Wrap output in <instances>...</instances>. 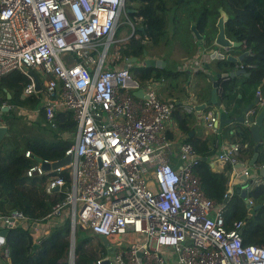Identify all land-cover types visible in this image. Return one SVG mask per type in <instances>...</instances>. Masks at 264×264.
Here are the masks:
<instances>
[{"label":"built area","instance_id":"built-area-1","mask_svg":"<svg viewBox=\"0 0 264 264\" xmlns=\"http://www.w3.org/2000/svg\"><path fill=\"white\" fill-rule=\"evenodd\" d=\"M124 14L125 0H0V77L20 71L28 80L21 98L41 94L38 109L17 112H27L31 122L42 113L48 123L57 112H69L76 124L73 145L64 153L70 156L67 166L44 172L40 160L26 171V177H44L46 193L63 200L41 222L13 210L0 216V228L27 225L39 246L68 219V264H74L78 230L108 241L109 252L94 264H170L172 256L177 264H264V246L244 245L242 223L227 229L224 205L204 194L193 146L170 139L172 108L151 83L141 84L130 66H122L123 42L132 36L116 38ZM24 67L44 78L39 91ZM138 90L141 97L135 98ZM224 93L220 82L217 95L222 99ZM3 108L12 109L5 102ZM217 122L218 116L203 118L212 133ZM250 124L246 118L245 127ZM241 150L234 142L215 160L239 168L231 181L245 178L249 192L263 181ZM64 170L67 187L59 175ZM232 194L228 185L224 199ZM1 258L9 259L8 250Z\"/></svg>","mask_w":264,"mask_h":264},{"label":"trees","instance_id":"trees-1","mask_svg":"<svg viewBox=\"0 0 264 264\" xmlns=\"http://www.w3.org/2000/svg\"><path fill=\"white\" fill-rule=\"evenodd\" d=\"M136 1H138L137 7H127L126 13L128 20L133 22L132 25L137 19L140 26L134 27L133 30L130 29L131 27L129 28L130 32L134 34L127 43L123 44V56L135 58L142 56L146 49L141 43L144 38L152 47L158 45L165 34L166 25L170 22L177 25L176 29H181L184 32L192 21L196 22L198 31L209 43L216 34L215 23L218 9H221L227 16L224 23L226 37L233 42L242 43L241 48L251 52V55L243 62V68L249 73V76L245 78L242 85H239L240 89H243L241 94L245 96L240 102L244 104L252 102L257 92L264 100V0H183L180 4H178V0ZM178 11L181 12L182 19L174 18ZM170 12L174 14L170 15ZM185 20L186 24H184ZM135 34L139 38H134ZM134 76L143 84L147 79L157 80L162 75H153L150 70L142 69ZM27 82V78L20 71L0 77V105L5 102L14 109H37L41 99L39 95L21 98L22 90ZM229 86L227 88V84H224L226 95L224 112L226 118L232 119L236 113L231 109V103L235 101L238 103L236 99L237 84L233 81ZM39 116L38 120L44 118L42 113ZM14 117V111H0V118L3 122L12 120ZM176 121L180 131L188 136L189 117L178 115ZM48 124L54 128L55 132V141L52 145L31 143V141H24L23 144L17 145L12 140V135L5 137L0 142L1 217H6L11 211L17 210L31 222L38 223L43 221L55 204L63 200L62 195L50 196L46 193L44 177L36 175L26 177V171L35 165L36 159L47 162L61 160L65 151L73 145L72 138L76 124L71 113L57 112L52 122ZM7 132H9L8 127ZM249 134L250 131L247 128L236 134L238 143L242 146L241 154L244 156L247 151L243 146L250 144ZM5 140H10L6 141L9 149L5 157H1L4 145L2 142ZM214 140L213 137H209L203 142H195L188 138L186 140L187 142L191 141V145L200 157L196 174L202 182L204 194L207 198L224 205L227 229H230L236 222L242 223L240 236L244 245L264 246V179L262 184L253 188L247 195L254 206H260L259 209L249 213L244 200L236 193V190L229 201L224 203V195L228 191V177L226 176L228 166L223 171H216L207 160L211 153L209 152L210 147L216 146ZM26 152L30 153V157H25ZM251 155L252 150L248 157L250 158ZM256 163L259 167L264 164V141L258 145ZM59 175L64 179L65 187H67L70 183L69 171L64 170ZM69 230L68 219L56 224L48 237L33 252L32 247L35 241L27 225L7 229L0 228V232H4L1 239L3 246L0 248L1 264H68ZM84 234L79 230L75 233L74 264L96 263L108 252L102 242L97 241L92 244L90 241L92 237ZM5 249L9 252L8 260L1 258L2 251Z\"/></svg>","mask_w":264,"mask_h":264},{"label":"crops","instance_id":"crops-1","mask_svg":"<svg viewBox=\"0 0 264 264\" xmlns=\"http://www.w3.org/2000/svg\"><path fill=\"white\" fill-rule=\"evenodd\" d=\"M180 3H182V2H180ZM180 3H178V4H180ZM137 5H138V3H137ZM132 8H135V7H132ZM129 12H132V10H129ZM137 22H138V20L135 19L134 25H133L134 27L140 26L139 23H137ZM192 22H194V21H192ZM189 27H190V25H189ZM129 28L130 27H126V35L128 37L130 35L133 36V34H134V33L132 34L130 32ZM117 34H118V29H117ZM191 34H192V32H191ZM127 36L123 37V38H119V39H126ZM134 38H139V36H137L135 34ZM197 42H198V40L195 39L194 43L196 44ZM124 43H127V42L125 41V42H123V44ZM141 43H142V45H144L146 47L145 51L148 53L149 58H151L155 61H160V64L158 65V67H151L150 66L147 69L150 70L153 75L161 74L162 75L161 78L157 79V80L150 78V79H147L146 81H144V83L147 81L149 83H151L153 85L154 89L156 90L159 99L162 102L168 104L172 108V123H171L170 129L168 131L170 139H172L175 142L182 141V140L187 142L186 140L188 138L189 140H192L195 142H203L206 139H208L209 137H213L215 139L214 141H216V146L210 147L209 152H211V153H210L209 159H207V160L210 162V164L212 165L214 170L223 171L228 165H224V164H220V163L216 162L215 155L217 154V152L221 148H224L225 146L230 145L234 142H238V137L236 134L239 131H241L242 129H245V125H243L242 123L236 122V123H234L230 126H226V127L218 126L219 113L220 112L225 113L224 111L226 109V97H225L226 95L224 93V97L222 99L219 98L218 95H216L218 106L214 105L212 103L207 104L209 99H210V82L207 81L206 84L201 85L199 87L198 81H195V78H194L195 71L197 69H200V66H198V64L197 65L194 64V62L199 59V57H197V53L199 51L198 47H192V51L188 52V53H186L184 51H182V52L179 51L177 56L174 57L177 59L179 58L178 64H177L178 66L176 65L177 71L172 73V72H170V69H168V67L170 65H168V60H167L166 54H164V52H161V51L158 52L155 49H152V48L156 47L157 45L154 47L150 46L151 48L148 49V46H146V44L149 42H147L146 38H144L141 41ZM122 47H124V46H122ZM179 47H180V45H179ZM246 51L250 52V50H245L244 48L240 47V48H237L236 50L232 49L231 51H228L227 53L234 56V57H238L239 55H241L242 53H244ZM250 55H251V52H250ZM250 55H248V56H250ZM248 56L243 58V62L246 60V58ZM132 58L133 57H131V56L130 57L123 56V59H125V60L122 61V63H121L122 66H126V64H127L126 61L131 60ZM143 58L145 59L146 57L142 55L140 57H137L136 59H143ZM169 59H170V57H169ZM161 61H163L164 63H162ZM243 62L237 64L239 66V68H241V67L243 68ZM128 66L131 67L132 71L137 69L136 65L133 62L130 63ZM174 73L178 76L182 75V83H181V85H180V82L177 84L178 85L177 91H175L173 83H167L165 81L166 77L168 79H172V78L175 79V77H172V75ZM248 76H249V73L246 72L245 75L241 74V75L235 77L232 81H230L228 79L221 80V84L222 83L227 84V88H228L230 83H233V81H235V84H237L236 99H237L238 103H236V101L231 103V109L234 110L236 113L234 118L238 117L240 115V113L242 112V110L244 109V107H246L247 105H249V103H251V102H248V103L246 102L244 104V103L240 102V100L243 99L245 96H243L241 94V91L243 89L241 90L239 85H242V83L245 82V78ZM179 87L182 89L180 90ZM239 89H240V91H239ZM257 93L255 94V96L257 95ZM255 96H254V98H255ZM258 106L262 107L260 105H258ZM178 115L189 117V121H188L189 133H188V136L185 133H182L180 131V128H179L177 121H176V117H178ZM206 116H218L217 129H216L215 133H212L205 128V125L203 123V118ZM259 135L261 137L260 143H262L264 141V134H263L262 128L259 130ZM178 136H182V138H178ZM249 140H250V144L248 143V144L244 145V148L246 149L247 154H245V156L241 154L242 160H244V162H246L247 166L251 170L255 171L254 176L260 177L259 170L257 171V169L259 167L258 164L256 163L254 165V167H251L249 165V161H250V159L254 153L253 147L255 146L254 143L252 142L251 134H249ZM188 143L191 144V141ZM250 146H251V148H250ZM251 150H252V155L249 158L248 156H249V154H251ZM239 170H240L239 168L234 169V168H230L229 166L226 169V176L229 179L228 185H231L233 192L235 190L239 191L241 189H245V184H246L245 178H241L239 181H235V180L231 181V179H233V177L236 174L237 175L239 174V172H240ZM260 178L263 181V178L262 177H260ZM247 195H248V192L246 191V196ZM248 199L249 198L247 197V203H248ZM250 207H255V206L252 204ZM255 210H257V209H254L253 211H255ZM1 239H2V236H0V243H1ZM107 246H105V248L109 252V246L108 247ZM170 264H177L176 258L174 256L171 257Z\"/></svg>","mask_w":264,"mask_h":264},{"label":"water","instance_id":"water-1","mask_svg":"<svg viewBox=\"0 0 264 264\" xmlns=\"http://www.w3.org/2000/svg\"><path fill=\"white\" fill-rule=\"evenodd\" d=\"M183 0H179L178 3L182 2ZM227 20V16L225 13L218 9V18L215 23L216 28V34L214 36V39L210 41L209 43L204 39V37L200 34V32L197 29V24L195 22H191L190 24V30L192 34L195 35V37L198 40V53L197 57L199 59L194 62L195 65L198 64L200 66V69H197L194 73V78H197L198 80H201L202 78L207 79V81L210 82V99L207 104H214L217 105V87L218 84L221 82V80H230L232 81L235 77L239 75H245L246 71L244 68H239L237 65L238 63L243 62V58L250 55L249 51H246L239 55L238 57H234L230 54H228V51H231L232 49L240 48L243 44L242 43H236L231 40H229L225 35L224 30V23ZM142 30V28H139ZM143 56L146 58L144 59H136L133 57L131 60L126 61L125 68H128V65L130 63H134L136 65L137 69H147L148 67H158L160 64V61H155L151 58H149L148 53L146 51L143 52ZM198 62V63H197ZM202 62V63H201ZM24 71H26L34 81V89L35 91L40 90V81L37 77V75L31 71H28L27 68H23ZM202 84H199L200 87ZM141 91L138 90L133 93V96L136 98L141 97ZM9 97V95H7ZM259 98L256 95L255 98L249 105L244 107L242 112L238 117H235L233 119H227L225 116V113L220 112L219 113V123L218 126L220 127H226L230 126L236 122L245 124V119L248 118L251 124L248 127H245L249 129L252 142L254 143L253 147V155L249 161V165L251 167H254L256 164V161L258 159V145L261 142V137L259 135V130L262 128V131L264 130V106L259 107ZM258 106V107H257ZM197 108V107H196ZM2 112H8V108L1 109ZM251 113V115H250ZM250 115V116H249ZM10 134L7 132V127L3 124V121L0 118V142L5 138L9 137ZM204 160V159H203ZM37 162L40 160L36 159ZM70 162V156H65L61 160L55 161V162H44L40 161V169L44 172H49L50 170H56L58 168H62L64 166H67ZM259 175L264 179V168L259 169ZM55 191L57 188L54 189ZM237 194L245 201L246 207L248 208L249 213H251L254 209L260 208L259 206L250 207L247 203V196L245 189H241L239 191H236ZM228 202V199H224V203ZM241 233V230L240 232ZM4 232H0V236H3ZM100 242H102L105 246L108 245V241L104 236H100L98 239ZM73 242L74 239H73ZM72 243V241H71ZM38 248V245L36 243L33 244L32 251L34 252ZM0 259V264H1ZM90 264H94L93 262ZM104 264H107L106 262Z\"/></svg>","mask_w":264,"mask_h":264},{"label":"rangeland","instance_id":"rangeland-1","mask_svg":"<svg viewBox=\"0 0 264 264\" xmlns=\"http://www.w3.org/2000/svg\"><path fill=\"white\" fill-rule=\"evenodd\" d=\"M137 3L138 1L136 0H125V14L122 15L120 18L121 25L119 26L118 34L116 35V38L119 39V38H123L127 36L126 26H128L129 24H125V17L128 19L126 10H127V7H136ZM173 14L174 13L170 12V15H173ZM174 18L182 19L181 12L178 11L176 13V16H174ZM130 23L133 24V22H130ZM184 24H186V20L184 21ZM176 27L177 25L173 24V22L168 23L165 27V34L162 37L163 38L162 41H160L156 47L152 48L158 52L161 51V52H164V54H166L168 65H170L168 69H170V72L172 73L177 71L176 68L178 66L177 64H178L179 58L177 59L174 57L177 56L178 52L184 51L188 53L192 51V47H198V43L196 44L194 43V40L195 39L197 40V38L195 37L194 34H191L190 27H187V29H185V32L181 29H176ZM146 46H148V49L151 48L150 47L151 44L149 43H147ZM112 49H113V46L111 47L110 51H112ZM161 62L164 63L163 61ZM129 71H130V74L136 79L134 74L139 72L140 69H136L134 71L130 69ZM172 77H175V79L173 78L168 79L166 77L165 81L167 83H173L174 89L175 91H177V88H178L177 84L180 82V85H181L182 83V75L178 76L174 73ZM39 79L43 84L44 78L42 76H39ZM195 81H198V83L202 85L207 83V79L205 78H202L201 80H198L197 78H195ZM179 89L181 90L182 88L179 87ZM39 96L41 97V94H39ZM17 110L18 109L12 108L11 111H14L15 117L12 120L3 122V124L8 127V131H9L8 133L13 136L12 140L15 142V144L21 145L23 144L24 141H31V143H41L45 145H52L54 143L55 141L54 128H52L50 124L46 123L44 121V118H41L40 120H38L40 117L39 116L40 114L36 116L35 121L31 122L26 115L27 112H23V111L17 112ZM27 110H33V109H27ZM6 141H10V140H5L4 142H2L4 143V145L3 146L1 145L3 149L1 157H5V155L7 154L6 152L9 149V147L7 148L8 142L6 143ZM36 164L37 162L35 163V165ZM84 235L90 236L87 233H85ZM87 239H90V238L87 237ZM90 241L92 242V244H95L97 243L98 240L93 237L92 240L90 239Z\"/></svg>","mask_w":264,"mask_h":264},{"label":"bare ground","instance_id":"bare-ground-1","mask_svg":"<svg viewBox=\"0 0 264 264\" xmlns=\"http://www.w3.org/2000/svg\"><path fill=\"white\" fill-rule=\"evenodd\" d=\"M125 40V39H124ZM195 60V59H194ZM136 98V97H135Z\"/></svg>","mask_w":264,"mask_h":264}]
</instances>
